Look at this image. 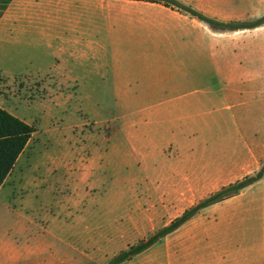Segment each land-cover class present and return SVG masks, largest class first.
<instances>
[{"label":"crops","instance_id":"1","mask_svg":"<svg viewBox=\"0 0 264 264\" xmlns=\"http://www.w3.org/2000/svg\"><path fill=\"white\" fill-rule=\"evenodd\" d=\"M179 1L221 22L264 16V0ZM30 9L31 16L0 19V75L49 89L110 91L113 105L130 107L129 152L136 155V167L145 163L151 170L145 183L156 193L72 192L82 183L74 176V154L90 148L99 155L105 146H68L69 160L53 162L50 170L54 208L34 212L45 225L17 226V240L4 234L0 264H109L182 216L190 209L184 208L186 201L203 200L204 188H224L262 169L264 25L218 32L184 12L147 0H45ZM11 27L23 35L3 36ZM25 151L3 187L31 185L18 172ZM170 153L194 156L182 163L183 169H192L189 177H171ZM202 155H208L206 164ZM97 164L103 168L102 161ZM156 170L161 177L153 176ZM63 172L65 177L59 174ZM187 183L190 192L182 190ZM32 185L43 189L46 182L35 179ZM59 186L72 191L61 193ZM247 189L258 194V207L250 212L259 225L257 242L243 245L255 248L256 258L248 252L245 264H264V178ZM245 190L203 209L122 264H212L191 257L192 251L231 244L191 241L181 232L192 223L199 226L204 215H214L222 206H231L225 217L233 218ZM174 202L183 209L173 211L174 220L162 226L160 219L170 215Z\"/></svg>","mask_w":264,"mask_h":264},{"label":"rangeland","instance_id":"2","mask_svg":"<svg viewBox=\"0 0 264 264\" xmlns=\"http://www.w3.org/2000/svg\"><path fill=\"white\" fill-rule=\"evenodd\" d=\"M41 1L45 0H0V19L9 17L16 20L31 16L33 10L30 8L33 3ZM48 1L60 2L64 0ZM255 19L246 20V22ZM20 35L23 33L18 28L11 27L3 36L19 37ZM98 102L101 106L98 105ZM112 102L110 91L49 89L37 82L13 83L0 75V105L36 128L18 167V172L25 176V183L29 182L31 185L26 188H14L12 184H10L11 186L6 184L0 191V238L5 234L11 240H14L13 238L17 240L14 232L17 226L45 225L37 222L34 212L40 208H43L41 211L54 208L56 203L51 199L52 187L49 186L51 184L49 182L51 180L50 170L53 162L69 160L66 152L68 146L87 148L88 146L103 145L105 147L99 155L90 151V148L74 154V176L76 180H79L78 183L81 181L82 183L78 186L75 185L73 191L69 188L67 190L65 186H59V192L65 193L67 190V192L93 195L120 192L143 196L156 193L145 183L146 177L151 176V170L146 168L145 163L136 167L133 164L136 155L129 152L130 107L115 106ZM123 126H126L127 129L124 130ZM187 140L181 141L182 144H187ZM171 142L175 141L171 139ZM117 149L118 152H116ZM207 156L202 155V161L205 164L208 162ZM170 159L171 177L180 175L185 179L184 177H189L193 173L189 167L183 169L182 164L194 160L193 155L170 153ZM99 161H102L103 168H97ZM59 174L62 177L66 175L65 172ZM17 176L16 172L12 177ZM153 176L161 177V170L154 171ZM35 179L37 181L45 180V187L39 189L32 185ZM219 188L223 187L204 188L203 200L214 194ZM191 189L187 183L182 190L190 192ZM248 190H245L236 202V206L232 210L233 218L225 217V211L231 206L228 208L219 206L221 209L214 215L208 217L204 215L202 221L199 222V226L204 225L203 227L200 228L192 223L181 232L187 237V240L191 241H218L231 244V246H217L211 249L197 248L192 251L191 257L212 264H245L248 252L254 254L251 258H256L255 248L247 250L243 246L246 243L257 242L259 225L257 215L250 212L255 211L258 207V194L256 189ZM2 197H5L7 201ZM201 201H186L184 208H191ZM230 203L232 202L228 204ZM96 204L98 205V202ZM141 204L149 205L146 202ZM170 205L173 206L170 209V215L160 219L162 226L174 220L171 215L173 211L177 212L183 209L181 206L179 208V204L175 202ZM160 229L161 227L158 231Z\"/></svg>","mask_w":264,"mask_h":264},{"label":"trees","instance_id":"3","mask_svg":"<svg viewBox=\"0 0 264 264\" xmlns=\"http://www.w3.org/2000/svg\"><path fill=\"white\" fill-rule=\"evenodd\" d=\"M147 1L161 3L167 7L184 12L192 16L193 18H196L199 21L209 25L211 28L218 32L254 29L264 25V16L251 22H221L200 13L199 11L185 5L179 0ZM35 132L36 128L34 126L0 108V189L3 187L5 180L14 169L18 159L27 148ZM263 178L264 166L259 172L222 188L197 205L186 210L182 216L175 219L170 225L159 230L148 240L142 241L140 244L131 247L127 251L122 252L121 254L116 256L109 264H122L125 261L130 260L136 255L149 249L151 246H153L155 243L159 242L166 236L180 229L183 225H185L197 214H199L203 209L240 195L245 189L254 185Z\"/></svg>","mask_w":264,"mask_h":264}]
</instances>
